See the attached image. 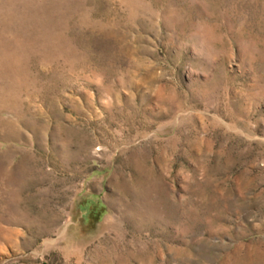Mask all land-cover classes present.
I'll list each match as a JSON object with an SVG mask.
<instances>
[{"label": "rangeland", "instance_id": "374dc122", "mask_svg": "<svg viewBox=\"0 0 264 264\" xmlns=\"http://www.w3.org/2000/svg\"><path fill=\"white\" fill-rule=\"evenodd\" d=\"M0 264H264V0H0Z\"/></svg>", "mask_w": 264, "mask_h": 264}]
</instances>
